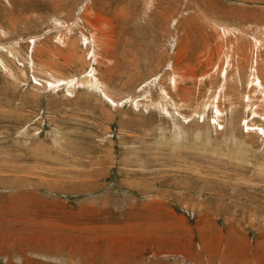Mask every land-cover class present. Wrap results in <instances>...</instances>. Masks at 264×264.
<instances>
[{"label": "rangeland", "instance_id": "rangeland-1", "mask_svg": "<svg viewBox=\"0 0 264 264\" xmlns=\"http://www.w3.org/2000/svg\"><path fill=\"white\" fill-rule=\"evenodd\" d=\"M263 99L264 0H0V264H264Z\"/></svg>", "mask_w": 264, "mask_h": 264}, {"label": "bare ground", "instance_id": "bare-ground-1", "mask_svg": "<svg viewBox=\"0 0 264 264\" xmlns=\"http://www.w3.org/2000/svg\"><path fill=\"white\" fill-rule=\"evenodd\" d=\"M211 20H212V19H211ZM218 24H219V23H218ZM213 26H214V25H213ZM105 30H106V29H105ZM222 30H223V29H222ZM230 30H231V29H230ZM102 31H103V30H102ZM219 31H220V30H219ZM220 32H221V31H220ZM216 33H217V32H216ZM221 33H222V32H221ZM95 34H96V33H95ZM224 34H226V33H224ZM224 34H222V35H224ZM218 35H219V34H218ZM95 36H100V35H95ZM101 36H102V35H101ZM220 36H221V34H220ZM220 38H222V37H220ZM99 39H100V38H99ZM218 39H219V38H218ZM100 40H102V39H100ZM103 40H104V39H103ZM103 42H104V41H103ZM99 43H100V42H99ZM104 43H105V42H104ZM97 44H98V43H96V45H97ZM102 44H103V43H102ZM253 45H254V44H253ZM215 48H217V49H215ZM215 48H214V49L216 50V54L221 56V67L223 66V67L221 68V71L224 70V71H223V73H224L225 70H226V67L224 66V63L228 61L227 58H223V57L226 55V53H224V52H225V49L220 48V45H217V47L215 46ZM222 55H223V57H222ZM208 60H209V59H208ZM252 65H253V64H252ZM252 65L250 66L251 69H253ZM212 68H213V67H212ZM252 73H254V71H253ZM251 77H252V76H251ZM251 77H250V78H251ZM259 78H260V77H259ZM259 78H258V80H259ZM253 79H254V78H253ZM252 81H253V80H252ZM248 82H249V80H248ZM253 82H254V81H253ZM257 82H258V81H257ZM258 83H259V82H258ZM251 84H252V83H251ZM253 84H254V83H253ZM249 85H250V84H249ZM254 85H255V84H254ZM247 86H248V85H247ZM251 86H252V85H251ZM260 86H261V85H260ZM173 87H174V86H173ZM252 87H253V86H252ZM261 87H262V86H261ZM253 88H254V87H253ZM262 88H263V87H262ZM256 89H257V88H256ZM245 98H246V97H245ZM250 98H252V97H250ZM250 98H249V99H250ZM218 100H219V99H218ZM260 100H261V99H260ZM263 100H264V99H263ZM214 101H215V100H214ZM214 101H213V102H214ZM216 102H217V101H216ZM250 102H251V101H250ZM214 103H215V102H214ZM215 104H217V103H215ZM221 104H222V103H221ZM250 104H252V103H250ZM255 104H256V103H255ZM259 104H261V102H260ZM253 105H254V104H253ZM261 105H262V104H261ZM216 106H218V104H217ZM246 106H247V105H246ZM248 106H249V103H248ZM250 107H252V106H250ZM259 107H260V106H259ZM262 107H263V106H262ZM217 108H218V107H217ZM254 108H255V107H254ZM254 108H253V109H254ZM213 109H214V112H215V111H217L219 108H218L217 110H215L216 108L214 107ZM263 109H264V108H263ZM251 110H252V109H251ZM221 111H222V110H221ZM221 111H220L219 113H221ZM262 111H263V110H262ZM257 112H258V111H257ZM222 113H223V112H222ZM259 114H260V113H259ZM213 115H214V114H213ZM260 115H261V114H260ZM246 116H248V115H246ZM213 118H214V117H213ZM221 118H222V117H221ZM221 118H220V120H221ZM217 119H218V118H217ZM244 119H245V118H244ZM263 119H264V118H263ZM211 120H212V119H211ZM213 120H214V119H213ZM217 122H218V121H217ZM219 123H220V122H219ZM253 123H254V122H253ZM217 124H218V123H217ZM220 124H221V123H220ZM250 124H251V123H250ZM253 126H254V125H253ZM261 127H262V126H261ZM261 130H262V129H261ZM262 131H263V130H262ZM71 260H72V259H71Z\"/></svg>", "mask_w": 264, "mask_h": 264}]
</instances>
